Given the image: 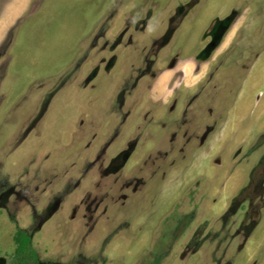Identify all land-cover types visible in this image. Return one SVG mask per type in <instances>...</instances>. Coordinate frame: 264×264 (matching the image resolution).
Here are the masks:
<instances>
[{"label":"rangeland","instance_id":"374dc122","mask_svg":"<svg viewBox=\"0 0 264 264\" xmlns=\"http://www.w3.org/2000/svg\"><path fill=\"white\" fill-rule=\"evenodd\" d=\"M0 264H264V0H0Z\"/></svg>","mask_w":264,"mask_h":264},{"label":"flooded vegetation","instance_id":"af4514ba","mask_svg":"<svg viewBox=\"0 0 264 264\" xmlns=\"http://www.w3.org/2000/svg\"><path fill=\"white\" fill-rule=\"evenodd\" d=\"M237 201L239 202V204H236ZM242 207L243 206H240V200L238 198H235L233 200L231 206H230V209L234 213V215H236L237 213L240 212V210H241ZM206 208L208 210L209 207L206 205ZM214 209H215V207H213V209L211 211V213H212L211 216H212L213 219L209 220V215H206V219L207 220L205 219L204 221H202L200 223L202 227L208 229V228L214 227L215 225H218L219 226L221 224L222 225H225V224L228 223V221H226L224 219V216H222L223 213L222 214H219ZM197 212H198V210H197ZM229 216H231V215H229ZM248 223H249V221H247V220H245L243 222H239L240 226H242L243 228H246V227L249 228V227H252L253 226V225L252 226L248 225Z\"/></svg>","mask_w":264,"mask_h":264},{"label":"trees","instance_id":"16d2710c","mask_svg":"<svg viewBox=\"0 0 264 264\" xmlns=\"http://www.w3.org/2000/svg\"><path fill=\"white\" fill-rule=\"evenodd\" d=\"M17 244V252L20 256H28L32 253L31 243L32 239L23 231H20L15 238Z\"/></svg>","mask_w":264,"mask_h":264},{"label":"water","instance_id":"95a60500","mask_svg":"<svg viewBox=\"0 0 264 264\" xmlns=\"http://www.w3.org/2000/svg\"><path fill=\"white\" fill-rule=\"evenodd\" d=\"M226 27L224 25L220 26V29L217 33V35L214 38V41L210 44L208 49L206 50L207 56L209 57L212 53V51L219 45V43L223 40L226 32Z\"/></svg>","mask_w":264,"mask_h":264}]
</instances>
